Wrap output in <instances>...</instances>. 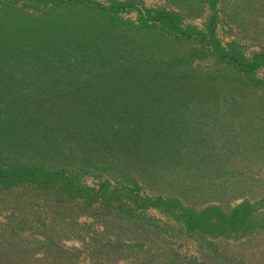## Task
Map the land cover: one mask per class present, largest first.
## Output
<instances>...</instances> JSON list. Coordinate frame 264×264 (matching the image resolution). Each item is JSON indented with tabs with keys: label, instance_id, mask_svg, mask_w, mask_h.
<instances>
[{
	"label": "rangeland",
	"instance_id": "obj_1",
	"mask_svg": "<svg viewBox=\"0 0 264 264\" xmlns=\"http://www.w3.org/2000/svg\"><path fill=\"white\" fill-rule=\"evenodd\" d=\"M97 1L109 4L113 0ZM130 1L131 9L104 17L76 3L0 0V10L8 15H40L49 21L53 17L55 24L61 23L54 30L47 28L55 36L65 31V21L72 28L79 25L90 41L103 42L106 51L119 48L122 53L114 58L118 54L122 62L134 60L130 50L137 46L146 52L150 65L164 64L178 72L175 62L191 52L187 56L190 71L194 78L205 79L203 89L189 91L181 103L134 114L129 127L142 134L143 144L125 148L115 135L111 147L87 149L92 164L84 163L75 152L71 163L80 169L76 174L81 182L95 187L106 180L115 187L119 181L134 179L140 194L176 197L189 209L217 205L228 210L246 199L257 203V215L264 217V83L236 74L202 48L199 40L173 46L159 27L137 30L140 10L146 8L176 11L182 26L205 30L211 14L206 0ZM216 11L215 34L223 45L235 42L247 56L264 50V0H218ZM152 44L157 49L152 50ZM56 46H51L49 57L58 52ZM76 47L67 49L80 50ZM168 51L179 57L173 62ZM66 59L85 66L53 74L20 73L7 67L9 72L0 76V93L58 90L75 94L84 89L64 86L71 78L117 77L100 68L99 60L81 58L78 52H67ZM256 75L264 77V66ZM86 89L117 91L116 86ZM125 199L121 195L109 201H85L56 189L2 188L0 251L30 257L32 263L24 260V264H264V219L237 234L192 233L163 208H138Z\"/></svg>",
	"mask_w": 264,
	"mask_h": 264
},
{
	"label": "trees",
	"instance_id": "obj_2",
	"mask_svg": "<svg viewBox=\"0 0 264 264\" xmlns=\"http://www.w3.org/2000/svg\"><path fill=\"white\" fill-rule=\"evenodd\" d=\"M44 1L54 5L76 3L84 10H92L104 17H116L119 12L134 7L130 0H113L109 4L97 0ZM206 1L211 14L205 30L182 26L178 12L163 8L141 9L137 30L159 27L169 45L199 40L202 48L214 55L217 61L230 66L236 74L264 83V77L259 79L256 75L257 69L264 66V50L247 56L235 42L223 45L215 34L218 0ZM0 11L5 13L0 15V76L9 72L7 67L20 73L53 74L74 72L85 66L84 63L74 64L66 59L67 52L68 55L78 52L81 58L90 61L99 60L102 62L100 68L113 71L117 76H112L114 79L106 76L95 80L94 77L81 80L71 78L64 86L84 89L75 94L58 90L52 93L37 90L0 93V191L2 188L30 185L39 189H56L70 198L85 201H109L126 195L125 200L135 207L157 206L172 213L192 233L237 234L263 223L264 217L257 215V203L246 199L228 210L217 205H208L199 210L189 209L182 206L176 197L140 194L139 183L134 179L119 181L117 184L120 185L115 187L109 180L97 187L90 186L81 182L75 172L80 169H75L71 163L72 159L75 160L73 154L77 152L76 157H82L84 163L92 164L93 157L87 152L94 146L111 147L115 135L122 138L125 148L130 144L135 147L143 144L142 134L137 131L133 133L129 127L134 114L181 103L189 91L202 90L204 77L196 79L193 76L195 73L190 71L193 69L189 67L187 56L191 52L175 62L180 66L178 72L177 68L170 70L164 64L150 65L152 63L145 57L146 52L137 46H131L133 49L130 50L134 60L122 62V56L117 54V59L114 58L116 53H122L119 48L106 51L103 42L98 38L90 41L79 25L75 24L72 28L65 21V31L55 36L53 30L61 23L55 24L53 17H49V21L40 15H8L4 10ZM78 30L82 31L80 35ZM53 44L58 45V52L53 53L58 59L49 57ZM70 45L80 50L68 51ZM151 46L152 50L157 49L155 44ZM167 54L173 62L179 57L171 51ZM107 62L111 63L106 65ZM92 67V70L95 69L94 65ZM109 86H116L117 91L94 92L99 90L86 89ZM111 186L113 189H110ZM24 260L31 261L30 257L0 251V264H24Z\"/></svg>",
	"mask_w": 264,
	"mask_h": 264
}]
</instances>
